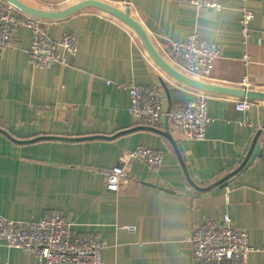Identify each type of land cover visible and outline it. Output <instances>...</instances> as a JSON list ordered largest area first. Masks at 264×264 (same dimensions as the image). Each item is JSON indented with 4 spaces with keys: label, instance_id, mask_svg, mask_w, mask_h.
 <instances>
[{
    "label": "crops",
    "instance_id": "obj_1",
    "mask_svg": "<svg viewBox=\"0 0 264 264\" xmlns=\"http://www.w3.org/2000/svg\"><path fill=\"white\" fill-rule=\"evenodd\" d=\"M60 9L81 0H24ZM132 15L163 52L192 33L221 46L211 83L264 92V0H217L221 9L191 0H103ZM254 13L242 35V9ZM49 36L80 38L67 65L37 67L29 58L32 30L18 29L14 45L0 50V215L20 221L66 213L77 233L105 243V264H199L188 241L206 218L229 215L264 248V155L226 186H214L247 157L264 127V100L250 110L239 97L205 92L212 118L205 140L184 139L167 116L153 130L128 111L126 85L159 84L166 109L200 91L166 73L137 33L120 19L88 8L47 24ZM261 39V43H259ZM245 54L248 57H245ZM264 141V132L259 136ZM137 146L161 151L160 168L134 160L119 192L106 188L105 173ZM0 264H39L19 248L0 246ZM248 264H264V251Z\"/></svg>",
    "mask_w": 264,
    "mask_h": 264
},
{
    "label": "built area",
    "instance_id": "obj_2",
    "mask_svg": "<svg viewBox=\"0 0 264 264\" xmlns=\"http://www.w3.org/2000/svg\"><path fill=\"white\" fill-rule=\"evenodd\" d=\"M191 2L198 8L219 10L222 7L217 0ZM125 6H128L126 1ZM253 18L252 11L242 9L240 24L244 37L251 32ZM50 22L28 16L6 0H0V50L12 47L18 29L27 27L32 30L28 55L33 64L41 69L69 64L79 51L80 38L76 33L65 32L60 40L52 39L47 31ZM160 53L177 70L204 80L211 76L215 62L221 57V46L192 33L183 42H170L164 54ZM245 57L248 55L245 54ZM124 88L128 92V111L138 123L157 129L163 117L167 116L172 128L184 139L207 138V127L212 120L208 113L207 93L199 92L195 98L166 109L159 84L126 85ZM254 102L247 97L239 98L236 108L246 112ZM260 130L264 132V127ZM260 145L264 149V141ZM137 159L152 168H160L164 162L161 151L145 146L123 152L117 163L105 173L106 188L119 192L131 163ZM73 225L70 216L62 212L31 221L13 220L0 215V246L19 248L34 254L39 264H105V243L93 233L75 232ZM188 241L193 257L199 264H248L252 252L264 251V248L250 245L248 231L236 225L229 215L222 220L206 218L203 224L192 229Z\"/></svg>",
    "mask_w": 264,
    "mask_h": 264
},
{
    "label": "water",
    "instance_id": "obj_3",
    "mask_svg": "<svg viewBox=\"0 0 264 264\" xmlns=\"http://www.w3.org/2000/svg\"><path fill=\"white\" fill-rule=\"evenodd\" d=\"M6 1L12 4L13 6H15L20 12L28 16L46 19L52 22L65 20L71 15L79 13L82 10L88 8H94L104 11L112 16H115L116 18L120 19L125 24H127L129 27H131L140 37L144 47L146 48L151 58L166 73H168L176 80L203 92L227 94L239 98L247 97L253 100H264V92L262 91L250 90L244 87H232V86L211 83L206 80L189 76L177 70L162 56V54L159 52V50L152 42L145 27L141 24V22L138 19H136L132 15L129 6H125L121 8L117 5H114L112 3L103 0H81L64 8L50 9V8L34 6L32 4L25 2L24 0H6ZM151 129L156 130L155 128H151ZM260 134H261V130L257 133L256 138L254 139L253 145L251 147V150L249 151L247 157L244 159L241 165L237 167L234 171H232L229 175H226L225 177L211 184L212 187L226 186L229 180L234 179L241 170L247 168L256 159V157L263 156L264 149L261 147L258 141Z\"/></svg>",
    "mask_w": 264,
    "mask_h": 264
}]
</instances>
